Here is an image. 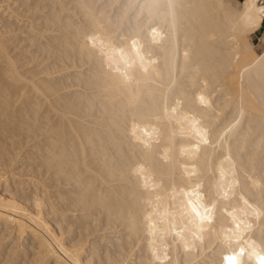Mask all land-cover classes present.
I'll use <instances>...</instances> for the list:
<instances>
[{
  "label": "bare ground",
  "instance_id": "obj_1",
  "mask_svg": "<svg viewBox=\"0 0 264 264\" xmlns=\"http://www.w3.org/2000/svg\"><path fill=\"white\" fill-rule=\"evenodd\" d=\"M263 20L0 0V264H262Z\"/></svg>",
  "mask_w": 264,
  "mask_h": 264
},
{
  "label": "crops",
  "instance_id": "obj_2",
  "mask_svg": "<svg viewBox=\"0 0 264 264\" xmlns=\"http://www.w3.org/2000/svg\"><path fill=\"white\" fill-rule=\"evenodd\" d=\"M263 33H264V20H263L260 28L254 34V37L258 39L260 36H262Z\"/></svg>",
  "mask_w": 264,
  "mask_h": 264
},
{
  "label": "snow or ice",
  "instance_id": "obj_3",
  "mask_svg": "<svg viewBox=\"0 0 264 264\" xmlns=\"http://www.w3.org/2000/svg\"><path fill=\"white\" fill-rule=\"evenodd\" d=\"M225 260H226V264H236V260H235V257H225Z\"/></svg>",
  "mask_w": 264,
  "mask_h": 264
},
{
  "label": "rangeland",
  "instance_id": "obj_4",
  "mask_svg": "<svg viewBox=\"0 0 264 264\" xmlns=\"http://www.w3.org/2000/svg\"><path fill=\"white\" fill-rule=\"evenodd\" d=\"M260 38H261L262 40L264 39V33L262 34V36H260ZM251 41H252L253 43H255V44L258 43V39L255 38L254 35L252 36Z\"/></svg>",
  "mask_w": 264,
  "mask_h": 264
}]
</instances>
